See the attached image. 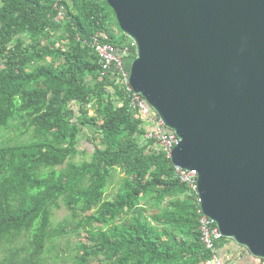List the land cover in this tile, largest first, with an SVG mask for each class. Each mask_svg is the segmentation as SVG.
Returning a JSON list of instances; mask_svg holds the SVG:
<instances>
[{
	"label": "trees",
	"instance_id": "trees-1",
	"mask_svg": "<svg viewBox=\"0 0 264 264\" xmlns=\"http://www.w3.org/2000/svg\"><path fill=\"white\" fill-rule=\"evenodd\" d=\"M57 1L0 0V244L27 234L31 245L26 257L0 264H52L44 256L48 243L71 228L87 240L72 264H201L209 253L197 195L175 178L170 159L143 141L145 120L102 75L91 47L97 34L117 52L133 40L107 0H65L63 22ZM131 53L127 69L136 47ZM13 126L20 136L31 132L30 140L2 144ZM88 128L91 160L76 163L88 153L80 145ZM116 173L123 177L109 200ZM62 203L70 215L55 225ZM228 241L217 243L218 251Z\"/></svg>",
	"mask_w": 264,
	"mask_h": 264
},
{
	"label": "water",
	"instance_id": "water-1",
	"mask_svg": "<svg viewBox=\"0 0 264 264\" xmlns=\"http://www.w3.org/2000/svg\"><path fill=\"white\" fill-rule=\"evenodd\" d=\"M130 84L179 138L203 215L264 260V0H107Z\"/></svg>",
	"mask_w": 264,
	"mask_h": 264
},
{
	"label": "built area",
	"instance_id": "built-area-1",
	"mask_svg": "<svg viewBox=\"0 0 264 264\" xmlns=\"http://www.w3.org/2000/svg\"><path fill=\"white\" fill-rule=\"evenodd\" d=\"M64 1L58 0L56 3L59 13L57 21L59 22H63L66 19ZM105 40H107L106 35L97 34L91 44V47L99 57L102 75L119 86L121 92L129 102L131 110L145 120L147 132L143 136V141L147 143L152 142L170 159L171 152L179 143V138L173 131L165 127L163 121L153 111L147 100L137 93L130 84V69H127L126 59L131 57V48L136 47V45L133 42L132 46H127L122 52H117L115 47L108 42H104ZM174 174L175 178L184 184L190 193L197 195V174L195 171L184 170L174 166ZM198 214L200 215L198 222L200 240L205 251L209 253V258L201 264H228L221 258L217 248V243L225 238L222 237L215 223L202 214L200 207Z\"/></svg>",
	"mask_w": 264,
	"mask_h": 264
},
{
	"label": "rangeland",
	"instance_id": "rangeland-1",
	"mask_svg": "<svg viewBox=\"0 0 264 264\" xmlns=\"http://www.w3.org/2000/svg\"><path fill=\"white\" fill-rule=\"evenodd\" d=\"M90 114H94L91 111ZM92 129L88 128L81 133L80 145H84L88 151L87 154H80L74 161L80 163L83 161L91 160L93 154V146L88 143V137L92 136ZM32 136L29 132L27 136H20V132L17 130L16 126H13L8 131H4L1 137L2 144L14 145L18 143L28 142ZM123 174L116 173L114 183L110 186L107 193V198L113 200L119 190V180ZM70 215L65 205L62 203V208L55 211L54 223L58 225L63 222V220ZM68 230V233L61 238H55L51 240L45 250L44 256L47 261L52 264H72L73 259L79 252V249L86 240V233L82 230ZM31 249L30 236L24 234L19 239L15 240L13 243L8 241H3L0 244V262H7L11 259L18 257H26L28 255V250ZM14 256V257H13Z\"/></svg>",
	"mask_w": 264,
	"mask_h": 264
},
{
	"label": "crops",
	"instance_id": "crops-1",
	"mask_svg": "<svg viewBox=\"0 0 264 264\" xmlns=\"http://www.w3.org/2000/svg\"><path fill=\"white\" fill-rule=\"evenodd\" d=\"M221 258L228 264H264L241 248L234 241L229 240L223 248L219 250Z\"/></svg>",
	"mask_w": 264,
	"mask_h": 264
}]
</instances>
